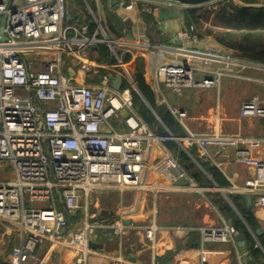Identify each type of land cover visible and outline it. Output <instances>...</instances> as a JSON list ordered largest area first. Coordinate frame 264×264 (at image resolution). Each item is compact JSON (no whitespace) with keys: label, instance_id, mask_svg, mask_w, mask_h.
<instances>
[{"label":"built area","instance_id":"1","mask_svg":"<svg viewBox=\"0 0 264 264\" xmlns=\"http://www.w3.org/2000/svg\"><path fill=\"white\" fill-rule=\"evenodd\" d=\"M221 1L187 5L124 0L123 5L128 10L141 5L154 15L161 8L182 14ZM67 15L66 0H0V173H10L0 180V222L21 235L10 264H38V249L47 243L70 249L77 262L85 264L100 234L122 239L129 229L123 215L115 222L90 216L94 192L147 188L148 174L164 177L171 190L197 188L169 142L194 162L193 149L204 160L211 147L234 149V162L255 168L256 174L231 190L242 196L258 195L264 188V161L252 158L253 141L220 133L196 135L186 124L187 112L171 106L164 91L183 96L190 90H219L226 77L252 81L248 73H264V63L232 50L197 48L200 38L194 25L179 32L181 47L139 39L126 42L99 18L89 35L66 25ZM99 45L110 49L115 63L91 57ZM140 50L159 57L156 68L151 71L146 66L145 74L180 126L179 135L159 118L166 133L157 132L135 107L132 90L139 92L128 67ZM126 54L131 56L129 62L124 61ZM117 75L127 84L119 90L114 88ZM239 113L243 118H264V97L243 102ZM182 179L186 186L179 184ZM78 211L84 219L79 229H72L69 218ZM158 229L155 222L145 227L153 250ZM198 231L203 243L237 245L239 233L227 223ZM110 264L130 262L114 257Z\"/></svg>","mask_w":264,"mask_h":264},{"label":"crops","instance_id":"2","mask_svg":"<svg viewBox=\"0 0 264 264\" xmlns=\"http://www.w3.org/2000/svg\"><path fill=\"white\" fill-rule=\"evenodd\" d=\"M123 3L124 0H120L118 9H115L111 0H66L68 13L66 25L89 32V25L95 22L96 18L101 19L107 27L108 18L115 15L120 24L117 28L121 29L120 33H122L119 38L124 39L127 31L132 29L135 40L166 45L173 44L175 34L181 39L179 32L187 27L183 17L175 21L178 22L177 24L173 22L169 25L161 24L156 15L145 10L144 6L139 5L128 10ZM240 6L249 7L244 4ZM145 14L154 16L155 27L150 22H146ZM198 44L199 46L196 44V47L200 49L224 51L211 37L208 41L202 39ZM137 52L144 53L143 50ZM151 55L155 54L148 55L146 66L153 71L159 59L156 61L154 57H150ZM150 58L153 59V63ZM247 76L252 81L224 78L226 81L220 87L225 91L222 99L220 89H209L217 92V102L208 96L209 90H190L183 96L165 90L164 95L171 106L178 105L180 107H176L187 112L186 124L196 135L220 133L225 136L251 139L253 143L249 144V148L252 158L264 161V118H243L239 113L243 102L255 96L264 97V73L249 72ZM80 77L79 80L85 83L84 76L80 74ZM148 78L151 81V76ZM159 102L164 105L161 99ZM182 102H185L183 106L180 105ZM154 150L155 154L159 155V148ZM233 155L234 149L223 150L211 147L210 157L207 160L199 158L198 154L194 155L197 162L191 160V165L205 174L210 182L212 180L208 177L204 164L210 163L217 167L229 183L226 188H219L214 183L213 187L203 188L195 181L197 188L175 191L169 189V182L164 177L148 174L144 180V184L148 185L147 188L123 192L120 190L94 192L90 199V216L115 222L119 215H123L129 229L122 239L100 234L94 242L99 248L92 247L85 264H110L114 257H120L130 264H254L247 242L243 248H240L238 243L236 246L229 243H203L198 231L200 227L211 228L221 227L224 223L232 224L211 203L208 195L220 193L233 206L229 196L238 194L231 189L234 186L242 187L252 178L253 168L234 162ZM249 196L253 201V214L264 234V188L258 195ZM106 199H111V202L105 203ZM81 204L83 205L84 201ZM69 219L71 228L79 229L84 214L78 211ZM152 222H155L159 228L154 250L145 234V227ZM20 237L19 231L0 222V260L10 264L12 249L19 243ZM38 256L42 261L41 264H79L70 249L50 243L38 249ZM255 264H264V260Z\"/></svg>","mask_w":264,"mask_h":264},{"label":"trees","instance_id":"3","mask_svg":"<svg viewBox=\"0 0 264 264\" xmlns=\"http://www.w3.org/2000/svg\"><path fill=\"white\" fill-rule=\"evenodd\" d=\"M89 1V0H88ZM229 1V0H227ZM244 5L249 7L238 6L233 2L224 4L218 12L219 19L223 27L218 32L213 29H206L202 34L203 23L209 21L211 11L190 9L182 13L185 25L196 27L198 36L203 39V35L214 36L215 41L226 51L234 50L237 55L244 59H249L264 63V6H257L258 0H241ZM222 4V3H221ZM93 5V4H90ZM95 9V7H94ZM146 22L156 24L153 15L145 14ZM120 25L115 15H111L107 21V28L117 38L122 36ZM89 35L96 29V23L93 21L89 25ZM91 57L99 62L115 63L116 59L112 55L110 49L106 45L96 46L92 49ZM130 55H124V61L129 62ZM147 58L138 56L135 61L128 67V71L132 76L134 83L140 92L132 90L135 107L144 121L157 132L165 134V130L160 125L158 118L175 134H181V128L167 109V107L159 102L155 88L148 76L145 74ZM124 86H127L125 83ZM168 146L179 157V160L185 170L195 179L200 187H213V183L219 188L229 186L228 181L222 175L221 171L211 165L204 164V168L208 172L207 176L191 165V159L184 153L176 143L169 142ZM193 155H197L196 149L192 151ZM193 172H196L193 174ZM207 178V179H206ZM211 203L219 209L221 214L232 223V227L239 233L244 235L249 246L250 255L253 262H261L264 260V234L260 235L257 240L254 233L261 229L258 220L253 214L252 209L247 207L246 201L242 195H230L229 199L233 206L220 193H211L208 195ZM237 212H236V210ZM0 264H9L7 261L0 260Z\"/></svg>","mask_w":264,"mask_h":264},{"label":"water","instance_id":"4","mask_svg":"<svg viewBox=\"0 0 264 264\" xmlns=\"http://www.w3.org/2000/svg\"><path fill=\"white\" fill-rule=\"evenodd\" d=\"M171 1H177V2H180V3H183V4H187V5H203L205 3L211 2L212 0H171ZM119 2H120V0H111V4L115 7V9H118ZM156 18L161 24H163V23H165L167 21H170V20H179L181 18V14L177 10H173V9H169V8H161L158 11V13L156 14ZM4 23H5V21L3 22V24ZM4 40H6V38H4ZM124 40L126 42H133L135 40V37H134L132 29H129L127 31V33H126V35L124 37ZM172 43L177 45V46H181V47L184 45L183 42L181 40H179V37H178L177 34L174 35ZM123 85H124L123 77L121 75H117L115 77V80H114V88L119 90V89H121L123 87ZM138 94H140V92ZM252 170H253V176H252L251 179H254L255 174H256V169L254 170V168H253ZM179 184L180 185H185L186 184V179H182L179 182ZM242 197L246 201L247 207L249 209H252V207H253L252 197H250V196H242ZM127 222L129 223L128 220H127ZM231 226H232V224H231ZM262 234H263L262 229H258L254 233L255 239L257 240V238L260 235H262ZM236 241H237L238 246L240 248L245 247L246 240H245L244 235L238 234L237 237H236ZM91 247L99 248V245L92 243Z\"/></svg>","mask_w":264,"mask_h":264},{"label":"rangeland","instance_id":"5","mask_svg":"<svg viewBox=\"0 0 264 264\" xmlns=\"http://www.w3.org/2000/svg\"><path fill=\"white\" fill-rule=\"evenodd\" d=\"M229 2H233L235 5H238V6H240L241 4H243V2L241 0H229V1L222 0L218 5H210V4H208V5L203 6L202 8H200V10H208V11H211V14H209V21H206V22L203 23L202 29L198 28L199 31H200V33L203 34L206 29H213V30H215V32H218L217 30H219V29H221L223 27V25H222L223 22H221V20L219 19L218 12H219V10L221 9V7L224 4H227ZM258 2H259V4L257 6L264 5V0H258ZM182 17L183 16H181V18ZM175 21H177V20H170V21L165 22V24H168L169 25L171 22H173V24H177L178 22H175ZM203 37H204L203 39H206L207 41H208V38H210V37L213 40H215V37L214 36H206V35H203ZM197 46H199V44H197ZM232 51L235 54H237L236 51H234V50H232ZM148 55L149 54L140 53V52L138 53L137 52V57L138 56H141V57L144 56V57L147 58ZM150 57H154L156 61L159 59L156 55H154V56L151 55ZM150 60L153 63V59L150 58ZM225 81H226V79H223L222 80V83H221L222 86L224 85V82ZM224 95H225V91L222 90V88H221L220 89V97H221V99L224 97ZM208 96L211 97L215 102H217V92L215 90H212V91L209 90V95ZM185 102L187 103V101H185ZM184 103L182 102V103H180V105L183 106ZM176 106H178V105H176ZM178 107H180V106H178ZM185 108H187V107H185ZM195 129L196 130H199V128H195ZM9 176H10V173H7V174L0 173V180L6 179ZM145 187H148V185L145 184ZM104 202L105 203H109V202H111V199H106V200H104ZM41 263H42V261L39 259V263L38 264H41Z\"/></svg>","mask_w":264,"mask_h":264}]
</instances>
